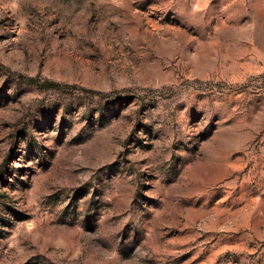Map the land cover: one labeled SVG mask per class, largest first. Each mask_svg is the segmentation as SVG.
<instances>
[{
  "label": "rangeland",
  "instance_id": "obj_1",
  "mask_svg": "<svg viewBox=\"0 0 264 264\" xmlns=\"http://www.w3.org/2000/svg\"><path fill=\"white\" fill-rule=\"evenodd\" d=\"M0 264H264V0H0Z\"/></svg>",
  "mask_w": 264,
  "mask_h": 264
}]
</instances>
